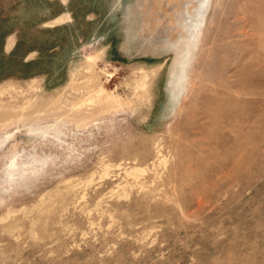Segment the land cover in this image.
I'll list each match as a JSON object with an SVG mask.
<instances>
[{"label": "rangeland", "instance_id": "obj_1", "mask_svg": "<svg viewBox=\"0 0 264 264\" xmlns=\"http://www.w3.org/2000/svg\"><path fill=\"white\" fill-rule=\"evenodd\" d=\"M0 264H264V0H0Z\"/></svg>", "mask_w": 264, "mask_h": 264}, {"label": "flooded vegetation", "instance_id": "obj_2", "mask_svg": "<svg viewBox=\"0 0 264 264\" xmlns=\"http://www.w3.org/2000/svg\"><path fill=\"white\" fill-rule=\"evenodd\" d=\"M199 8H201V17H200V23H199V26L201 27L205 21V12H206V2H203ZM197 28H198V25H197ZM197 30L195 29L194 33H193V37L196 38L197 37Z\"/></svg>", "mask_w": 264, "mask_h": 264}, {"label": "bare ground", "instance_id": "obj_3", "mask_svg": "<svg viewBox=\"0 0 264 264\" xmlns=\"http://www.w3.org/2000/svg\"><path fill=\"white\" fill-rule=\"evenodd\" d=\"M244 55V54H243ZM211 131V130H210Z\"/></svg>", "mask_w": 264, "mask_h": 264}]
</instances>
